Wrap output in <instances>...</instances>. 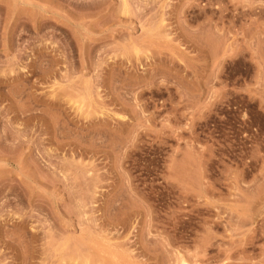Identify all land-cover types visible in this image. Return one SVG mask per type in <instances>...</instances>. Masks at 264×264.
Segmentation results:
<instances>
[{
    "label": "rangeland",
    "instance_id": "rangeland-1",
    "mask_svg": "<svg viewBox=\"0 0 264 264\" xmlns=\"http://www.w3.org/2000/svg\"><path fill=\"white\" fill-rule=\"evenodd\" d=\"M0 264H264V0H0Z\"/></svg>",
    "mask_w": 264,
    "mask_h": 264
}]
</instances>
